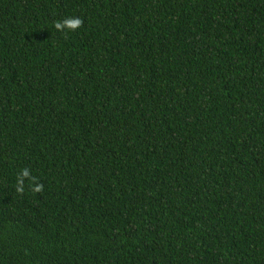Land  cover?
I'll return each mask as SVG.
<instances>
[{
    "label": "trees",
    "instance_id": "obj_1",
    "mask_svg": "<svg viewBox=\"0 0 264 264\" xmlns=\"http://www.w3.org/2000/svg\"><path fill=\"white\" fill-rule=\"evenodd\" d=\"M0 264H264V0H0Z\"/></svg>",
    "mask_w": 264,
    "mask_h": 264
}]
</instances>
